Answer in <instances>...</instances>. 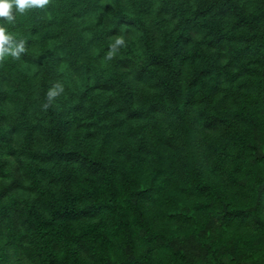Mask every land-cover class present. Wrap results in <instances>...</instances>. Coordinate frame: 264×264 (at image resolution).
Instances as JSON below:
<instances>
[{
  "label": "trees",
  "instance_id": "trees-1",
  "mask_svg": "<svg viewBox=\"0 0 264 264\" xmlns=\"http://www.w3.org/2000/svg\"><path fill=\"white\" fill-rule=\"evenodd\" d=\"M7 28L0 264H264V0H48Z\"/></svg>",
  "mask_w": 264,
  "mask_h": 264
},
{
  "label": "clouds",
  "instance_id": "clouds-1",
  "mask_svg": "<svg viewBox=\"0 0 264 264\" xmlns=\"http://www.w3.org/2000/svg\"><path fill=\"white\" fill-rule=\"evenodd\" d=\"M47 3L48 0H0V17L4 18L0 21V59L9 56L17 58L24 51V39H14V34L7 28L8 24H15L16 14H23L33 7L43 8ZM116 43L122 44L123 41L118 40ZM59 91H62V88L49 89L47 92L49 102L59 94Z\"/></svg>",
  "mask_w": 264,
  "mask_h": 264
}]
</instances>
